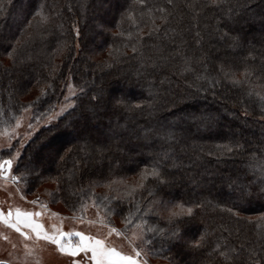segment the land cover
<instances>
[{"label":"trees","instance_id":"trees-1","mask_svg":"<svg viewBox=\"0 0 264 264\" xmlns=\"http://www.w3.org/2000/svg\"><path fill=\"white\" fill-rule=\"evenodd\" d=\"M112 3L0 0V129L75 91L2 150L20 192L52 180L173 264H264V0Z\"/></svg>","mask_w":264,"mask_h":264},{"label":"rangeland","instance_id":"rangeland-1","mask_svg":"<svg viewBox=\"0 0 264 264\" xmlns=\"http://www.w3.org/2000/svg\"><path fill=\"white\" fill-rule=\"evenodd\" d=\"M99 1L104 8L113 5L112 0ZM3 59L8 63V58ZM219 62L225 69L232 67L226 59ZM74 93L69 85L64 101L42 120L36 121L32 109L26 108L12 126L0 129V264H173L147 254L139 230L126 232L97 203L87 204L81 214L69 213L53 197L52 180L30 194L20 192L14 173L18 154L3 158L2 150L13 144L20 150L40 127L55 123L71 106Z\"/></svg>","mask_w":264,"mask_h":264},{"label":"flooded vegetation","instance_id":"flooded-vegetation-1","mask_svg":"<svg viewBox=\"0 0 264 264\" xmlns=\"http://www.w3.org/2000/svg\"><path fill=\"white\" fill-rule=\"evenodd\" d=\"M8 214V217H10L11 216V212H9V213H7ZM2 261V260H1ZM0 263H2V262H0Z\"/></svg>","mask_w":264,"mask_h":264}]
</instances>
